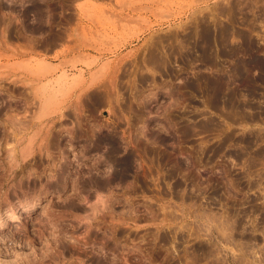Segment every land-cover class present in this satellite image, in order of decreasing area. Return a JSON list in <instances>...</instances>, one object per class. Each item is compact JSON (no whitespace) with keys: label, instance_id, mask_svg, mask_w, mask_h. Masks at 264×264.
<instances>
[{"label":"rangeland","instance_id":"374dc122","mask_svg":"<svg viewBox=\"0 0 264 264\" xmlns=\"http://www.w3.org/2000/svg\"><path fill=\"white\" fill-rule=\"evenodd\" d=\"M53 11L0 0V264H264V0Z\"/></svg>","mask_w":264,"mask_h":264},{"label":"flooded vegetation","instance_id":"af4514ba","mask_svg":"<svg viewBox=\"0 0 264 264\" xmlns=\"http://www.w3.org/2000/svg\"><path fill=\"white\" fill-rule=\"evenodd\" d=\"M52 4H53V18L55 20V22L58 21V12H57V7H58V0H51Z\"/></svg>","mask_w":264,"mask_h":264},{"label":"bare ground","instance_id":"6f19581e","mask_svg":"<svg viewBox=\"0 0 264 264\" xmlns=\"http://www.w3.org/2000/svg\"><path fill=\"white\" fill-rule=\"evenodd\" d=\"M2 114V113H1Z\"/></svg>","mask_w":264,"mask_h":264}]
</instances>
